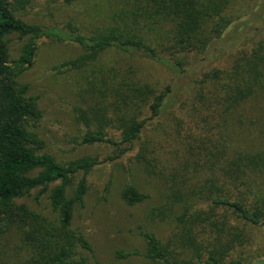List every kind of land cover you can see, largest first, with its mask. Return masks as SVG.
Segmentation results:
<instances>
[{
	"label": "rangeland",
	"instance_id": "1",
	"mask_svg": "<svg viewBox=\"0 0 264 264\" xmlns=\"http://www.w3.org/2000/svg\"><path fill=\"white\" fill-rule=\"evenodd\" d=\"M173 1L32 0L20 18L42 28L72 24L88 36L120 35L171 58L178 32L173 10L166 6ZM197 1L233 22L206 54L180 55L188 62L184 72L115 49L72 68L65 64L85 55V50L44 38L33 66L19 78L38 98L45 152L62 164L119 154L117 147L83 145L81 138L102 131L120 140L126 123L150 119L154 97L171 88L160 115L147 121L141 139L87 177L84 204L74 206L71 230L91 244L92 251L77 248V258L88 264H159L146 258L143 233L155 234L174 248L181 264H194L198 254L203 260L209 257L215 236L228 242L237 227L230 211L212 212L207 200L231 160L264 151V0ZM9 41L11 59L17 60L27 39L14 34ZM248 84L251 91H246ZM238 88L243 90L240 98ZM81 178L78 175L68 188L69 198ZM242 179L245 188L252 185L251 202L256 195L264 197V172L249 168ZM129 185L148 198L127 204L122 193ZM37 195L38 190L19 203L38 213L44 226L57 228L59 213L51 206L50 192ZM248 233L252 240L238 249L244 258L258 254L264 259V229L251 228ZM120 251L139 254L119 259ZM29 255L16 228L0 238V264H23Z\"/></svg>",
	"mask_w": 264,
	"mask_h": 264
},
{
	"label": "trees",
	"instance_id": "2",
	"mask_svg": "<svg viewBox=\"0 0 264 264\" xmlns=\"http://www.w3.org/2000/svg\"><path fill=\"white\" fill-rule=\"evenodd\" d=\"M31 3L32 0H0V238L13 228L19 231L30 252L23 264H88L84 258H77V248L92 251V246L82 233L71 230L74 206L84 204L87 177L96 167L119 159L128 147L141 139L147 121L160 115L171 88L167 87L154 97L150 119H132L126 123L120 140L109 138L102 131L87 132L81 138L83 145H111L119 148V154L105 160L83 157L62 164L45 152L46 144L39 133L43 113L38 106V98L19 81L20 76L33 66L39 42L52 38L79 45L86 54L65 64L72 68L80 67L108 49H115L184 72L188 62L182 57L191 53L206 54L214 40L219 39L233 21L219 10L214 13L209 7L204 8L197 0H174L173 5H167L166 9L173 10L178 33L171 48V58H168L141 41L120 35L88 36L72 24L53 28L29 24L20 18V13ZM14 34L21 40L27 39L17 60H12L10 53L9 37ZM256 68L257 65L252 70ZM211 78L215 81L216 74L213 73ZM251 89L252 85L248 84L245 90ZM242 93L243 90L238 88L236 98H240ZM249 168L264 172V151L239 154L222 169L221 184L215 186L216 192L207 202L212 212L216 209L230 211L237 227L228 242H223L219 235L215 236L209 257L203 260L198 254L194 264H264V259L257 253V256L247 259L238 249L246 247L252 240L248 233L251 228L264 229V197L256 195L251 202L252 185L245 188V180L242 179L244 171ZM78 175L82 178L69 198L67 190ZM36 190L37 198L50 192L51 206L59 213L57 228L44 226L38 213L19 203ZM122 197L127 204L136 205L144 202L148 195L129 185ZM142 236L147 245V259L159 264H181L174 257L175 249L165 245L155 234L143 233ZM232 252L235 255L230 256ZM138 254V251H120L117 257L127 259Z\"/></svg>",
	"mask_w": 264,
	"mask_h": 264
}]
</instances>
